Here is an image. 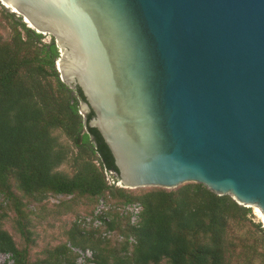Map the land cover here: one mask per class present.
I'll list each match as a JSON object with an SVG mask.
<instances>
[{"label":"water","instance_id":"obj_1","mask_svg":"<svg viewBox=\"0 0 264 264\" xmlns=\"http://www.w3.org/2000/svg\"><path fill=\"white\" fill-rule=\"evenodd\" d=\"M0 3L54 37L125 188L201 183L264 224V0Z\"/></svg>","mask_w":264,"mask_h":264},{"label":"trees","instance_id":"obj_2","mask_svg":"<svg viewBox=\"0 0 264 264\" xmlns=\"http://www.w3.org/2000/svg\"><path fill=\"white\" fill-rule=\"evenodd\" d=\"M16 24L23 34L13 31L0 41V195L14 209L27 243L18 247L0 228V252H10L13 264H80L70 246L92 250V258L81 264H264V227L248 219L250 207L229 195H217L195 182L171 189L151 186L139 193L107 186L96 155L118 170L100 133L89 126L94 113L82 110L86 100L81 89L59 77L54 37L44 43L41 33ZM57 131L76 148L70 175L56 170L73 152ZM49 195L93 198L88 213L101 196L113 204L138 201L142 210L133 225L128 217L112 214L106 228L119 232L122 241L74 223L68 242L31 262V232L21 197L40 202Z\"/></svg>","mask_w":264,"mask_h":264},{"label":"rangeland","instance_id":"obj_3","mask_svg":"<svg viewBox=\"0 0 264 264\" xmlns=\"http://www.w3.org/2000/svg\"><path fill=\"white\" fill-rule=\"evenodd\" d=\"M3 9L4 11L13 13L14 18L12 19L5 15V13L2 12ZM11 10L0 3V41L10 38L13 31H21L23 34L22 27L16 24L19 21L24 23L27 28L31 27L28 22H24L20 15L16 12H11ZM41 35L42 42L45 43L50 40L49 34L42 33ZM57 134H60V141L71 144L70 140L63 133L57 131ZM71 146L73 148L70 149V151L73 152H69L67 160L56 168L58 172L67 175L73 173L71 160L72 156L76 153V148L72 144ZM147 189L150 188H128V190L133 193H139ZM15 192L18 196H21V192L17 190H15ZM21 199L24 203L23 209L26 214V229H29L31 232L30 237L32 241H28L31 244L29 248V257L31 262L43 259L48 255V252L51 249L61 245L62 243L68 242L71 227L74 223H76L75 219L79 215L89 214L88 211L94 205L93 198L71 197L68 195H49L40 202H34L26 196L21 197ZM250 208L251 213L248 215V219L254 225L260 223L261 227H264L262 222L263 219L255 211L254 206ZM16 218L17 216L12 206L6 204L0 195V228L8 231L12 235L18 247H24L27 241L17 227ZM252 228L255 229V227ZM112 235H114V238L117 237L116 240L118 241H122L124 238L117 231H113Z\"/></svg>","mask_w":264,"mask_h":264},{"label":"built area","instance_id":"obj_4","mask_svg":"<svg viewBox=\"0 0 264 264\" xmlns=\"http://www.w3.org/2000/svg\"><path fill=\"white\" fill-rule=\"evenodd\" d=\"M58 58L59 56L55 60L56 68ZM79 113L83 115L82 110L79 111ZM94 162L101 169L104 181L107 186L112 188H125V186L120 183L119 174L112 168L107 167L102 162L98 154L96 155ZM141 210L142 205L138 201H132L123 204H113L108 202L106 198L101 196L98 198L92 212L81 216L79 215L75 219V222L84 231L101 229L102 236L108 237L112 235L113 232L111 229L106 228L107 224H109L112 220V213H117L123 217H128L129 222L133 225L138 222ZM129 240L134 241L132 237H129ZM70 248L78 255L76 260L77 263L81 264L84 263L87 258H92V250H90L89 248H86L84 250L73 246H70ZM0 264H13L12 254L10 252H0Z\"/></svg>","mask_w":264,"mask_h":264},{"label":"bare ground","instance_id":"obj_5","mask_svg":"<svg viewBox=\"0 0 264 264\" xmlns=\"http://www.w3.org/2000/svg\"><path fill=\"white\" fill-rule=\"evenodd\" d=\"M6 6H8V7H10L8 4H6ZM11 9L13 10V11H15L12 7H11ZM27 22V21H26ZM254 209H255V211L261 216V218H262V215H261V213H260V210L257 208V207H254ZM263 219V218H262Z\"/></svg>","mask_w":264,"mask_h":264}]
</instances>
